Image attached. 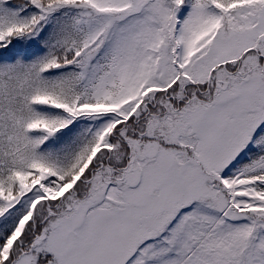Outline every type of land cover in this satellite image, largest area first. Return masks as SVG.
I'll return each instance as SVG.
<instances>
[{"label": "snow or ice", "instance_id": "6c2138e0", "mask_svg": "<svg viewBox=\"0 0 264 264\" xmlns=\"http://www.w3.org/2000/svg\"><path fill=\"white\" fill-rule=\"evenodd\" d=\"M0 264H264V0H0Z\"/></svg>", "mask_w": 264, "mask_h": 264}]
</instances>
